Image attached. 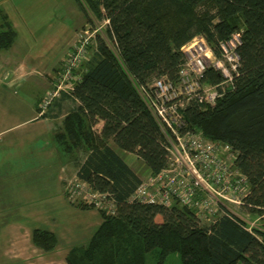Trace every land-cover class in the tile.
<instances>
[{
	"label": "trees",
	"instance_id": "obj_1",
	"mask_svg": "<svg viewBox=\"0 0 264 264\" xmlns=\"http://www.w3.org/2000/svg\"><path fill=\"white\" fill-rule=\"evenodd\" d=\"M87 16L107 21L106 36L97 35L89 61L70 98L78 102L65 116V136L87 154L76 177L115 205L113 215L99 211L102 222L85 247H74L67 264H143L156 248L159 261L176 253L181 264H264V220L250 231L234 216L200 224L194 212L130 200L140 177L123 154H133L146 172L167 164L165 138L137 88L154 78L176 80L180 48L202 35L213 46L233 32L241 33L240 66L233 87L216 104L188 109L190 128L210 140L228 143L249 192L242 212L254 220L264 212V0H76ZM3 19L4 16H3ZM4 20L0 49L9 48L15 31ZM87 23L91 20L87 18ZM216 81V73L208 72ZM102 121L99 132L92 127ZM81 208H91L80 205ZM31 242L44 252L57 247L56 236L34 229Z\"/></svg>",
	"mask_w": 264,
	"mask_h": 264
},
{
	"label": "built area",
	"instance_id": "obj_2",
	"mask_svg": "<svg viewBox=\"0 0 264 264\" xmlns=\"http://www.w3.org/2000/svg\"><path fill=\"white\" fill-rule=\"evenodd\" d=\"M99 31L98 27L86 26L76 33L60 71L53 77V88L38 104V115L42 116L62 94L70 96L80 80L76 72L89 61V47L95 45ZM240 44L239 31L213 46L204 36H194L180 48L176 80L162 76L154 78L148 89L137 88L164 135L167 164L158 173L147 172L140 178L130 200L165 208L177 204L193 211L204 225L224 215L234 216L250 231L264 220V212L249 221L248 213L241 211L249 185L235 164L236 152L228 143L207 139L200 130L190 128L185 118L188 109L212 107L231 90L240 66ZM209 71L217 74L216 81L208 79ZM65 194L70 204L81 202L106 215L115 213L106 193L93 190L78 177L67 182Z\"/></svg>",
	"mask_w": 264,
	"mask_h": 264
},
{
	"label": "crops",
	"instance_id": "obj_3",
	"mask_svg": "<svg viewBox=\"0 0 264 264\" xmlns=\"http://www.w3.org/2000/svg\"><path fill=\"white\" fill-rule=\"evenodd\" d=\"M1 17L0 32L7 20L16 34L9 48L0 49V210L4 253L12 257L13 263L67 264L65 257L72 248L85 247L74 246V240L85 234L91 238V227H99L102 218L98 212L75 207L66 199V183L76 176L88 153L73 138L65 136L62 143L56 135L63 132L64 118L76 110L78 102L62 94L42 116L38 115V104L52 89L53 77L60 71L75 32L83 24L52 55H47L53 44H40L45 50L32 48L18 37L16 22L6 13ZM101 126L102 121H98L92 130L99 132ZM123 159L131 167L135 155L123 154ZM34 229L52 232L57 247L44 252L33 245Z\"/></svg>",
	"mask_w": 264,
	"mask_h": 264
},
{
	"label": "rangeland",
	"instance_id": "obj_4",
	"mask_svg": "<svg viewBox=\"0 0 264 264\" xmlns=\"http://www.w3.org/2000/svg\"><path fill=\"white\" fill-rule=\"evenodd\" d=\"M2 13L8 14L11 20L16 22L18 37L24 39L32 48L35 47V49L45 50L47 49L45 46L40 48L39 45L42 43L53 44L47 55H52L57 46L65 43L64 41L76 27H79L80 23H82L83 26L77 30V32L81 31L86 26L92 28L98 27L100 28L98 35L102 36L106 43L111 46L106 36L105 22L97 21L90 12L86 16L76 0H0V23L2 22ZM87 18L91 20V23H87ZM77 32H75V35ZM47 47L49 48L50 46L47 45ZM90 57L91 49H89V59ZM77 71V73L81 72L79 69ZM131 167L140 178L144 177L147 173L142 163L136 157L133 159ZM72 205L79 207L83 204L81 202H76ZM87 209L98 212V210L93 207L92 209ZM1 218L2 211L0 210V264H20L18 262L13 263V261H11L12 257L4 253L6 245L4 244V237L2 236ZM254 218L255 217L250 216L249 221H253ZM261 225V221L256 223V226ZM97 227L98 226L95 225L91 227L92 233H94ZM90 236H92V234ZM78 237L79 238L74 240V246H86L90 239L87 234L79 235ZM159 252L160 250L156 248L148 253H144L143 264L160 263ZM161 264H181V259L178 254L172 253L167 255L162 260Z\"/></svg>",
	"mask_w": 264,
	"mask_h": 264
},
{
	"label": "bare ground",
	"instance_id": "obj_5",
	"mask_svg": "<svg viewBox=\"0 0 264 264\" xmlns=\"http://www.w3.org/2000/svg\"><path fill=\"white\" fill-rule=\"evenodd\" d=\"M144 101V100H143Z\"/></svg>",
	"mask_w": 264,
	"mask_h": 264
}]
</instances>
